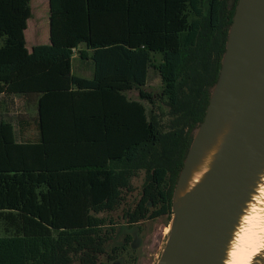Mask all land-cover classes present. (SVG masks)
I'll list each match as a JSON object with an SVG mask.
<instances>
[{"label": "trees", "instance_id": "obj_1", "mask_svg": "<svg viewBox=\"0 0 264 264\" xmlns=\"http://www.w3.org/2000/svg\"><path fill=\"white\" fill-rule=\"evenodd\" d=\"M32 1L0 0V97L26 110L0 114V264H136L129 239L112 247L118 227L173 216L238 0H49L50 44L30 52ZM76 51L91 78L73 73ZM154 55L180 59L155 97L150 70L172 69Z\"/></svg>", "mask_w": 264, "mask_h": 264}, {"label": "water", "instance_id": "obj_2", "mask_svg": "<svg viewBox=\"0 0 264 264\" xmlns=\"http://www.w3.org/2000/svg\"><path fill=\"white\" fill-rule=\"evenodd\" d=\"M209 95L156 264H228L253 208L264 202V0H238ZM252 264H264V251Z\"/></svg>", "mask_w": 264, "mask_h": 264}, {"label": "rangeland", "instance_id": "obj_3", "mask_svg": "<svg viewBox=\"0 0 264 264\" xmlns=\"http://www.w3.org/2000/svg\"><path fill=\"white\" fill-rule=\"evenodd\" d=\"M32 17L28 21V29L26 31L27 48L32 52L36 46H43L50 44V7L49 0H33L31 2ZM81 49L86 53V47ZM154 65L159 68L161 65H170L171 72L169 74L162 73L159 69H151L147 86L144 88L146 92L152 94L154 97L160 95L163 91L175 85V70L180 64L179 57L154 55ZM73 73L84 78H91L93 73V64L90 60H83L80 58L78 51L75 53V60L73 62ZM131 100H140L139 92L133 91L128 94ZM8 100L5 97H0V113L18 114L26 112L23 103L20 99ZM149 112L151 111L148 108ZM33 112L29 114L32 115ZM157 120L160 121V130L165 134L171 128L170 111L165 104H160V108L156 107L154 113ZM144 181V174L134 180V185L138 189L142 186ZM172 217L166 216L157 221H150L141 224L142 233L140 236V243L138 250L131 251V246L128 247L131 253H134L138 259L137 264H156L161 252L164 248L165 242L170 232V224ZM137 229L130 228L126 225L118 227L116 237L113 241L112 247L123 246L128 236L135 237L134 231Z\"/></svg>", "mask_w": 264, "mask_h": 264}, {"label": "bare ground", "instance_id": "obj_4", "mask_svg": "<svg viewBox=\"0 0 264 264\" xmlns=\"http://www.w3.org/2000/svg\"><path fill=\"white\" fill-rule=\"evenodd\" d=\"M264 251V202L253 208L231 252L228 264H252Z\"/></svg>", "mask_w": 264, "mask_h": 264}, {"label": "flooded vegetation", "instance_id": "obj_5", "mask_svg": "<svg viewBox=\"0 0 264 264\" xmlns=\"http://www.w3.org/2000/svg\"><path fill=\"white\" fill-rule=\"evenodd\" d=\"M163 217H166V216H163ZM163 217H160V218H158V219H156V220H153V221H157V220H159V219H161V218H163ZM147 222H150V221H147ZM144 223H146V222H144ZM143 224V223H142ZM130 228H134V229H137V230H135L134 231V233H135V237H131V236H128L127 238H126V240L127 239H129V246H131V251H134V253H135V250H138L137 249V247H139L138 245H139V243H140V236H141V233H142V228H141V224H139V225H134V226H132V227H130ZM126 242V241H125ZM125 244V243H124ZM128 246V247H129ZM129 252H130V249H129ZM134 253H131L130 252V254L132 255V256H134L135 258H136V256L134 255ZM124 261H119V262H117V263H114V264H122ZM138 263V259L136 258V264Z\"/></svg>", "mask_w": 264, "mask_h": 264}, {"label": "crops", "instance_id": "obj_6", "mask_svg": "<svg viewBox=\"0 0 264 264\" xmlns=\"http://www.w3.org/2000/svg\"><path fill=\"white\" fill-rule=\"evenodd\" d=\"M4 113H6V112H3L2 114L0 113V114H1V115H6V114H4ZM1 115H0V116H1ZM9 116H11V115L9 114ZM0 118H1V117H0Z\"/></svg>", "mask_w": 264, "mask_h": 264}]
</instances>
